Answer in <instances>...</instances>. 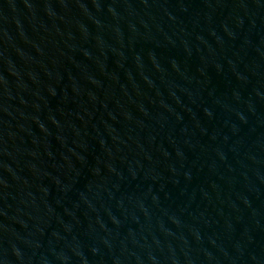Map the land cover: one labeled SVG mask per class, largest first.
<instances>
[{"label":"water","instance_id":"95a60500","mask_svg":"<svg viewBox=\"0 0 264 264\" xmlns=\"http://www.w3.org/2000/svg\"><path fill=\"white\" fill-rule=\"evenodd\" d=\"M0 264H264V0H0Z\"/></svg>","mask_w":264,"mask_h":264}]
</instances>
